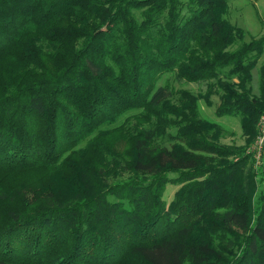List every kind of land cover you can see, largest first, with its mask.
Returning <instances> with one entry per match:
<instances>
[{"label": "trees", "instance_id": "trees-1", "mask_svg": "<svg viewBox=\"0 0 264 264\" xmlns=\"http://www.w3.org/2000/svg\"><path fill=\"white\" fill-rule=\"evenodd\" d=\"M228 13L0 0V264H264V168L258 182L246 151L218 142L197 96L158 86L215 81L216 115L257 135L264 38L244 42Z\"/></svg>", "mask_w": 264, "mask_h": 264}, {"label": "rangeland", "instance_id": "rangeland-1", "mask_svg": "<svg viewBox=\"0 0 264 264\" xmlns=\"http://www.w3.org/2000/svg\"><path fill=\"white\" fill-rule=\"evenodd\" d=\"M229 1V13L227 19L229 22L241 28L245 33L244 42L250 43L252 40H260L264 38V0H228ZM240 43L235 45L233 49H236ZM264 65V50L259 57L257 67L253 71V82L248 85L253 96L259 95L260 79L259 73ZM170 80L173 87L178 89H184L191 92L193 95L199 98V105L202 117L210 122L217 123L223 129L220 140L221 145L227 148H235L246 151V155L250 156V167L253 172L257 174V181L261 182L263 179L262 170L264 168V150L261 153V158H258L257 140L260 137L259 124L257 125V135L248 137L243 134L241 127V117L239 116H225L218 117L216 110L220 104V97L222 91L219 87H215L210 90L211 84H215V81L201 82V83H178L174 81V75L168 74L159 82L158 86H164L166 81ZM240 78L234 80L235 83L240 82ZM172 134H176V130H171ZM170 146V143H166ZM233 160L229 158V161ZM179 189L178 185H168L164 199L167 203H170L174 197L175 192Z\"/></svg>", "mask_w": 264, "mask_h": 264}, {"label": "built area", "instance_id": "built-area-1", "mask_svg": "<svg viewBox=\"0 0 264 264\" xmlns=\"http://www.w3.org/2000/svg\"><path fill=\"white\" fill-rule=\"evenodd\" d=\"M260 137L257 140L258 158H261V153L264 150V114L260 119Z\"/></svg>", "mask_w": 264, "mask_h": 264}]
</instances>
